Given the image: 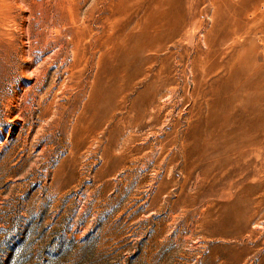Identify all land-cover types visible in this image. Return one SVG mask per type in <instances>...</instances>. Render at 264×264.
I'll use <instances>...</instances> for the list:
<instances>
[{"label":"rangeland","instance_id":"1","mask_svg":"<svg viewBox=\"0 0 264 264\" xmlns=\"http://www.w3.org/2000/svg\"><path fill=\"white\" fill-rule=\"evenodd\" d=\"M0 264H264V0H0Z\"/></svg>","mask_w":264,"mask_h":264}]
</instances>
